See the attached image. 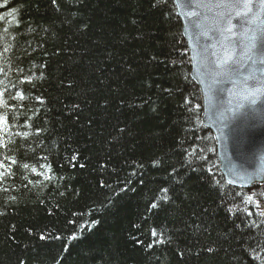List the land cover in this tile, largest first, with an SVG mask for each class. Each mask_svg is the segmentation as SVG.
Returning <instances> with one entry per match:
<instances>
[{
  "label": "trees",
  "instance_id": "16d2710c",
  "mask_svg": "<svg viewBox=\"0 0 264 264\" xmlns=\"http://www.w3.org/2000/svg\"><path fill=\"white\" fill-rule=\"evenodd\" d=\"M180 28L171 0H0V264H264Z\"/></svg>",
  "mask_w": 264,
  "mask_h": 264
},
{
  "label": "water",
  "instance_id": "95a60500",
  "mask_svg": "<svg viewBox=\"0 0 264 264\" xmlns=\"http://www.w3.org/2000/svg\"><path fill=\"white\" fill-rule=\"evenodd\" d=\"M171 1L186 46L190 78L199 91L201 124L212 136L224 180L243 189L264 186V95L252 104L248 87L252 81L244 80L254 72L257 87L264 88V65H252L245 56L251 36L264 39V12L258 0L250 14L254 19L248 23L244 17H235V9L217 7L220 0H192L191 9ZM229 14L231 33L225 31ZM226 50L233 54L229 65L222 64ZM232 65L241 71L226 74Z\"/></svg>",
  "mask_w": 264,
  "mask_h": 264
},
{
  "label": "snow or ice",
  "instance_id": "6c2138e0",
  "mask_svg": "<svg viewBox=\"0 0 264 264\" xmlns=\"http://www.w3.org/2000/svg\"><path fill=\"white\" fill-rule=\"evenodd\" d=\"M53 5L57 4V0H51ZM161 2V0H158V3ZM163 3H168L169 0H162ZM173 2L180 7L188 8L191 9L193 7L192 0H173ZM257 2V0H220V3L217 4V7H231L235 9V17L236 18H241L244 17L245 23H248L250 20H253L254 17L250 14H253V7L254 4ZM258 3L260 4V11L264 12V0H258ZM156 6V5H154ZM197 13L195 12H185L184 15H196ZM233 24H232V14H229V19L227 21V27L225 28L226 32H233ZM245 56L247 59L251 62L252 65L260 64L264 65V39H261L260 37L253 35L250 37V42L246 48L245 51ZM233 60V54L228 52L226 50L225 56L223 58L222 64L223 65H229L230 62ZM241 71L240 67H237L235 65H232L231 67L228 68L226 74L229 73H239ZM245 82L252 81L251 84L248 85L250 91H249V96L251 97V103L255 104L256 103V97L259 95H264V88L257 87V81H256V76L254 72H249L247 76L244 77ZM187 103V101H185ZM78 107V105H77ZM199 107V106H197ZM247 115V113L245 114ZM15 163V161H13ZM158 163V161L154 162ZM2 166V165H0ZM24 168H27L28 165L25 164L23 165ZM83 167V165H81ZM35 171V169H33ZM4 174L0 173V177H2ZM243 178V177H242ZM6 190V189H5ZM165 195L161 197L162 200L167 201L169 197L167 196L168 189L164 188L161 190ZM264 195V193H261ZM253 196L248 195L246 198V203L252 202ZM158 207L157 202H152L150 204V209H156ZM256 207H260L259 203L256 204ZM239 210V206H235V208H230L229 212L233 213L234 211ZM246 211V210H245ZM2 214V213H0ZM248 216H252L253 213L247 212ZM259 215L261 217H264V210H262ZM264 222V221H262ZM236 227H239V225H236ZM151 236L153 238H157L155 240L156 243H165L166 238L164 237V232L160 231L159 233L155 228L151 230ZM41 239H44L42 236ZM152 245L150 244L149 247ZM208 252H213V248H208Z\"/></svg>",
  "mask_w": 264,
  "mask_h": 264
},
{
  "label": "rangeland",
  "instance_id": "374dc122",
  "mask_svg": "<svg viewBox=\"0 0 264 264\" xmlns=\"http://www.w3.org/2000/svg\"><path fill=\"white\" fill-rule=\"evenodd\" d=\"M250 194H253L252 190L250 191ZM253 196H255V195L253 194ZM253 201H255L254 198H253ZM256 210L259 211V212H261L262 210H264V207H257Z\"/></svg>",
  "mask_w": 264,
  "mask_h": 264
}]
</instances>
